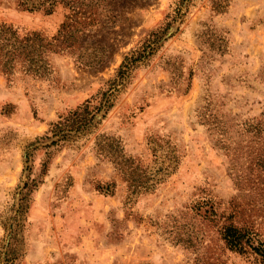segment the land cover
Returning <instances> with one entry per match:
<instances>
[{"label": "rangeland", "instance_id": "rangeland-1", "mask_svg": "<svg viewBox=\"0 0 264 264\" xmlns=\"http://www.w3.org/2000/svg\"><path fill=\"white\" fill-rule=\"evenodd\" d=\"M179 1L97 0L94 23L72 53L50 54L47 76L0 70V264H263L221 232L229 217L264 241V0H226L222 12L213 0L185 3L178 31L137 62L88 138L51 157L32 149L110 88ZM69 16L64 4L0 0V23L22 34L53 37ZM97 136L119 141L122 166L155 173L157 142L178 163L131 197Z\"/></svg>", "mask_w": 264, "mask_h": 264}, {"label": "trees", "instance_id": "trees-1", "mask_svg": "<svg viewBox=\"0 0 264 264\" xmlns=\"http://www.w3.org/2000/svg\"><path fill=\"white\" fill-rule=\"evenodd\" d=\"M96 1L17 0L18 5L24 9H45L49 12L53 11L58 4H64L70 8L71 16H69L68 21L65 22L59 33L53 37L36 31L22 34L14 26L0 23V70L8 76H12L17 72L39 77L47 76L50 73V54L53 52L72 53L78 45L81 32L94 23V9L98 6ZM189 2L191 0H180V6L175 15L168 14L166 17L168 19L167 23L157 29V38L149 45L146 43L125 57L117 77L110 80L111 86L108 90L100 91L96 96L87 99L77 108L69 111L57 122L51 123L49 131L45 136L39 138L40 140L37 143L33 144L32 149L35 150L39 147L46 149L47 155L51 157L52 148L55 146L61 147L64 144L76 143L83 138H88L112 107L116 92L120 91L131 70L136 67L137 62L146 58L156 44L158 46L162 40L178 31L179 26L176 25L177 22H182L183 16L181 6H187V4H184ZM225 3L226 0H213V7L216 11L222 12L225 11ZM254 130L257 131L255 134H258L261 128L256 127ZM115 142L114 139L107 137L102 139V136H97V152L99 155L109 158L118 166L129 184L131 197L139 194L142 189H150L156 181H159L164 174H167L178 163L175 149L168 143L157 142L154 144L157 147L155 151L162 152L164 150L165 153H161L163 156L161 167L155 173L149 175L146 169L127 167L126 164L122 166L119 159L122 156V148L119 149V141L116 144ZM126 160L128 159L126 158ZM44 166L46 169L47 163ZM221 233L225 244L230 249L243 253L253 252L264 264V241L258 238L255 231L240 226L227 217L222 224Z\"/></svg>", "mask_w": 264, "mask_h": 264}]
</instances>
